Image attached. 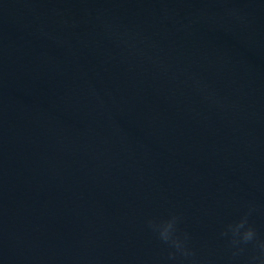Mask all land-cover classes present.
Listing matches in <instances>:
<instances>
[{
	"label": "water",
	"instance_id": "obj_1",
	"mask_svg": "<svg viewBox=\"0 0 264 264\" xmlns=\"http://www.w3.org/2000/svg\"><path fill=\"white\" fill-rule=\"evenodd\" d=\"M242 219L264 241V0H0V264H260Z\"/></svg>",
	"mask_w": 264,
	"mask_h": 264
},
{
	"label": "clouds",
	"instance_id": "obj_2",
	"mask_svg": "<svg viewBox=\"0 0 264 264\" xmlns=\"http://www.w3.org/2000/svg\"><path fill=\"white\" fill-rule=\"evenodd\" d=\"M176 223L177 217L175 216L160 223H153L151 221L149 222L150 227H152L153 230L158 233L159 238L162 241H164L165 243H169L171 246H173L176 252H179L186 257L190 256L192 255V253L185 246L187 236L185 235L184 239H181L176 235ZM246 223V219H242L239 223H236L234 225L230 224L227 226V231L221 233V235H227L230 232L233 237L232 244L234 246L255 243L259 247L262 254L260 258V264H264V241L257 240V234L255 230L251 226L245 227ZM233 254L235 255L236 253L234 252ZM169 259L174 260L175 254L170 253ZM253 259L257 258L254 257Z\"/></svg>",
	"mask_w": 264,
	"mask_h": 264
}]
</instances>
